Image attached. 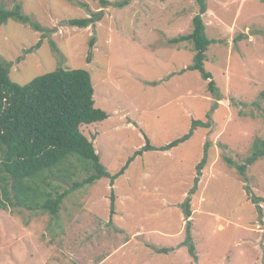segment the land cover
Instances as JSON below:
<instances>
[{"label": "rangeland", "instance_id": "1", "mask_svg": "<svg viewBox=\"0 0 264 264\" xmlns=\"http://www.w3.org/2000/svg\"><path fill=\"white\" fill-rule=\"evenodd\" d=\"M75 1L0 0L7 9L20 4L47 30L8 21L0 27V62L10 66L11 79L20 85L57 69L87 70L95 107L109 118L83 125L81 131L94 142L110 175L119 176L113 184L101 179L72 192L55 218L22 208L0 209V264H191L186 248L169 257L154 250L161 242L185 238L187 197L192 211L201 202L191 231L200 264H264V202L253 204V195L264 198V158L250 165L244 177L223 160L226 155L243 164L254 141L264 139V0H207L203 21L215 43L204 68L213 75L220 100L197 71L171 76L193 63L191 42L171 45L168 40L192 32L196 0H133L122 9L102 8L99 0ZM94 14H100L95 26L63 25ZM123 116L126 122L121 123ZM194 120L212 121L211 128H197L169 157L154 151L135 157L145 136L161 147L189 133ZM206 142L210 165L192 195ZM63 169L76 174L63 180L51 175L58 193L88 177L75 162ZM160 194L175 205L183 203L168 218L173 239L152 232L164 230L160 221L165 218L150 209Z\"/></svg>", "mask_w": 264, "mask_h": 264}, {"label": "trees", "instance_id": "2", "mask_svg": "<svg viewBox=\"0 0 264 264\" xmlns=\"http://www.w3.org/2000/svg\"><path fill=\"white\" fill-rule=\"evenodd\" d=\"M76 3L75 0H67ZM133 0H99L102 8L122 9L129 6ZM199 7L198 14L193 18V30L190 34L180 35L168 40L171 45L191 42L195 55L193 63L183 69L197 71L204 81H207L208 91L216 98L219 89L213 75L204 68L207 60V51L211 44L206 34V25L203 16L208 11L207 0H196ZM81 7L88 8L85 4ZM100 14L89 18H73L63 22L71 28L86 29L100 20ZM13 20L29 24L35 31L47 32L39 23L33 22L22 11V6L17 4L13 9L0 7V27ZM95 38L89 42L92 49ZM40 47V43L37 44ZM90 58L92 51L89 52ZM156 85L157 82L149 83ZM109 118L107 112L95 107L94 83L91 74L84 69H57L56 71L34 78L27 85L14 82L10 76V66L0 62V209L22 208L28 211L49 213L58 217L64 200L74 191L93 185L101 179H111L113 184L119 174L111 176L106 167L101 163L100 157L94 147V142L88 139L81 131L83 125L104 122ZM212 121L203 122L194 120L192 129L183 137L160 147H153L145 137V146L135 153L144 151H168L190 140L197 128L210 129ZM210 143L204 145V155L196 167L194 189L198 186L202 171L208 165ZM264 158V139L254 141L252 153L243 164L236 163L232 158L224 155V162L234 168L240 176L246 174L250 165ZM75 162V166H82L88 177L80 183H74L70 190L58 193L50 181L51 175L63 180L70 175L63 173V168ZM65 171V170H64ZM123 172V171H122ZM121 172V173H122ZM58 173V174H57ZM253 195V194H252ZM253 204L259 205L264 198L253 195ZM111 214L115 206V194L111 193ZM186 217H190L191 199L185 203ZM260 211L262 210L259 207ZM184 244L188 247L197 262L195 245L190 234V223H187L186 239ZM168 250H157L167 253Z\"/></svg>", "mask_w": 264, "mask_h": 264}, {"label": "crops", "instance_id": "3", "mask_svg": "<svg viewBox=\"0 0 264 264\" xmlns=\"http://www.w3.org/2000/svg\"><path fill=\"white\" fill-rule=\"evenodd\" d=\"M183 69H185V68H183ZM182 69V70H183ZM182 70H180V71H177V72H174V73H172V75L171 76H173V75H176V74H179V75H181V74H183V73H181V71ZM185 73V72H184ZM207 82V81H206ZM147 84L146 85H149V86H157L158 84H156V85H151V84H149V83H151V82H146ZM158 83V82H157ZM207 84H208V82H207ZM208 90V89H207ZM120 121H121V123L122 122H126V118L123 116V120L122 119H119ZM128 127H131L132 129H135V126L131 123V124H127L126 123V128H128ZM124 128V127H123ZM138 128V127H137ZM146 137V136H145ZM147 138V137H146ZM148 139V138H147ZM145 142H146V139H145ZM187 142V141H186ZM185 143V142H184ZM183 144V143H182ZM145 146V145H144ZM143 146V147H144ZM153 146V145H152ZM165 146V145H164ZM179 146V145H178ZM177 146V147H178ZM142 147V148H143ZM153 147H155V148H160V147H156V146H153ZM161 147H163V146H161ZM174 148H176V147H174ZM174 148H172L171 150H168V151H159V150H152V151H154V152H161V153H163V155H165L166 157H169L171 154H172V151H173V149ZM140 151V150H139ZM97 152V151H96ZM145 152H149V151H144L142 154H146ZM141 154V155H142ZM143 156V155H142ZM203 158V157H202ZM198 165V164H197ZM197 165H196V167H197ZM210 165V158H209V162H208V165L205 167V168H207L208 166ZM205 168H204V170H205ZM234 169V168H233ZM203 170V171H204ZM203 171H202V175L200 176V177H203ZM147 172H149V171H147ZM237 172V171H236ZM145 176H151V174H149V173H145ZM196 172H195V177H194V179L193 180H195V178H196ZM200 179V178H199ZM200 181V180H199ZM200 184H201V182H199ZM198 183V184H199ZM158 196V195H157ZM160 196V200L159 201H153V202H151L150 204L152 205L151 207H150V209L151 210H155L156 211V214H155V216H157V217H162V218H165V219H162L160 222H165L164 224H163V226H164V230L163 229H160V231H159V229H157V230H155V231H152V232H157L158 234H156V235H158V236H160V237H162L163 239H173V232H171V231H168V230H171L168 226V218H169V215H171V214H173V211L174 210H181V205L183 204H180V203H176V205H175V203H172L171 201H169V199H168V197L165 195V194H160L159 195ZM184 196H186L187 197V193H185L184 192ZM191 199L190 197H187L186 198V200H185V202H184V204H183V214H184V220H183V226L185 225V230H184V233H185V238L182 240V241H180L179 243H174V244H170V243H163V242H161V245H158V244H156L155 246H157L158 245V247L159 248H157V247H154V250L157 252V250H161V249H165V250H168L167 251V253H159V252H157V254H159V255H161V256H163V257H169V256H173V255H175V254H177L178 252H181V251H184V249L186 248L187 249V251L189 252V250H188V247L184 244V242H185V239H186V232H187V223H190V234H191V231H192V221H193V218H194V216H195V213H198V212H200V203L201 202H199V204H198V207H197V209H194L193 211H192V214H191V216L188 218V217H186V214H185V203H186V201H187V199ZM193 201V200H192ZM174 205H175V207H174ZM181 206V207H180ZM166 227V228H165ZM148 230V229H147ZM149 230H152V229H149ZM154 230V229H153ZM152 232H149V233H152ZM154 235V234H153ZM191 236H192V234H191ZM192 239H193V237H192ZM194 242V241H193ZM126 244H130L131 245V242L129 243H126ZM155 244V243H154ZM195 249H196V247H195ZM196 254H197V257H198V253H197V251H196ZM189 255H190V253H189ZM191 256V255H190ZM171 258V257H170ZM191 258H192V256H191ZM193 259V258H192ZM175 261V260H174ZM176 262V264H179L178 263V260H176L175 261ZM175 264V263H174ZM191 264H194L193 262H191ZM195 264H200V259H199V257H198V259H197V262L195 263Z\"/></svg>", "mask_w": 264, "mask_h": 264}]
</instances>
